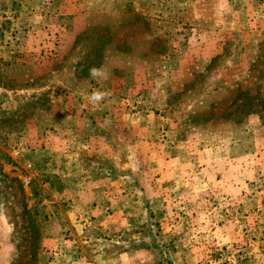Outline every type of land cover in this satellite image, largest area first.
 Returning <instances> with one entry per match:
<instances>
[{
	"label": "rangeland",
	"instance_id": "1",
	"mask_svg": "<svg viewBox=\"0 0 264 264\" xmlns=\"http://www.w3.org/2000/svg\"><path fill=\"white\" fill-rule=\"evenodd\" d=\"M0 264H264V0H0Z\"/></svg>",
	"mask_w": 264,
	"mask_h": 264
},
{
	"label": "clouds",
	"instance_id": "2",
	"mask_svg": "<svg viewBox=\"0 0 264 264\" xmlns=\"http://www.w3.org/2000/svg\"><path fill=\"white\" fill-rule=\"evenodd\" d=\"M89 75L92 78H96L98 76H101L102 75V69H97L95 67H92V68L89 69ZM106 95H108L107 92H101L99 90L93 91L91 93V96L89 97V100L92 103H98L99 101L103 100Z\"/></svg>",
	"mask_w": 264,
	"mask_h": 264
}]
</instances>
